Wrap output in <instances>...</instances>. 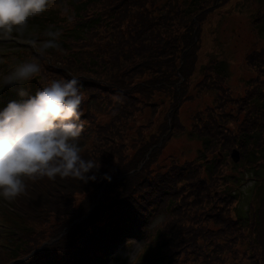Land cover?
<instances>
[{
    "label": "rangeland",
    "instance_id": "obj_1",
    "mask_svg": "<svg viewBox=\"0 0 264 264\" xmlns=\"http://www.w3.org/2000/svg\"><path fill=\"white\" fill-rule=\"evenodd\" d=\"M90 1L83 4L82 19L105 17L111 8L110 22L119 29L130 23L118 19H143L147 26L139 29L133 42L124 33L119 38L120 33H107L100 23L91 24L85 40L72 44L66 35L76 33L74 22L79 21L73 6L86 0H53L46 12L52 14L48 13L49 25L59 33L57 43L61 45L43 54L50 68L40 73L47 82L71 76L85 80L81 83L83 127L78 143L85 159L99 161L97 171L108 176L113 172L109 163L122 161L112 144L122 145L127 155L124 163L144 141L151 139L160 145L145 170L150 180L137 174L125 184L131 214L137 222H146L144 234L121 240L112 251L94 256L103 259L101 264H140L149 258L154 236L172 235L174 245L167 248L174 264H214L213 259L223 252L228 253V264H264V242H250L255 226L263 229L264 236V0H205L194 8L191 0H133L134 5L130 0ZM64 8L67 11L61 15ZM154 11L156 23L152 22ZM38 29L28 21L15 40L33 46L30 36L40 37L34 33ZM77 48L75 56L80 61L75 63L72 49ZM9 73L0 67V78ZM19 87H4L0 101L10 92L20 97ZM233 150L239 153L236 163L230 158ZM199 151L200 157L194 160ZM197 162L200 185L181 180L178 170L197 167ZM165 170L176 175L167 185L166 176L161 177ZM251 172L253 183L244 185ZM55 180L67 189L63 197L53 193V180L43 178L26 181L27 191L16 200H0V212L10 207L30 227L24 235L26 249L37 244L39 227L58 228L60 218L42 213L49 206L48 199L74 206L90 201L91 194L76 179ZM237 184L244 186L238 190L236 203L229 205L227 197L223 202L214 197L215 191L231 195ZM198 189L210 195L205 194L204 201L193 200ZM235 206L236 215L244 219L239 234L229 218V209ZM152 207L157 209L152 211ZM20 222L15 220V230L24 234ZM2 223L0 219V234L6 230ZM170 228L171 232L166 230ZM80 237L81 241L60 244L57 253L72 251L78 244L90 256L94 241L87 245L90 236L82 233ZM229 238H235L234 243L222 242ZM0 243L6 240L0 238ZM3 248L0 262L5 258Z\"/></svg>",
    "mask_w": 264,
    "mask_h": 264
},
{
    "label": "trees",
    "instance_id": "obj_2",
    "mask_svg": "<svg viewBox=\"0 0 264 264\" xmlns=\"http://www.w3.org/2000/svg\"><path fill=\"white\" fill-rule=\"evenodd\" d=\"M199 1L201 2V4L207 2L205 0H191V4L193 8L199 4ZM88 2H92V1L86 0L85 3L82 4L76 3L75 4L76 7L73 6V8H77L75 14H76V18H78L79 21L74 22L75 26L73 30L76 31V33L73 34L72 32L68 31L66 35L68 39H70L68 35L71 36L72 44H74V42H81L85 40V36L89 30L88 26H90L91 24L95 25L97 23H100V25L104 27L105 32L107 33L111 32L112 34L120 33L119 38H121V36H124L125 34V36L129 39H132L133 42L139 35L140 32L139 29L146 28L147 26V24L145 23V21H143V19L135 20L134 22L127 21L126 19H118L119 23L120 22L130 23V25L124 26V30H121L116 26V24H112L110 22V20L112 19V11H113L111 10V8H109V12L105 17L95 15L94 18L89 17L86 20L82 19L81 13L86 11V8L83 4H88ZM129 4L134 5L133 0H130ZM48 13L50 12H46L45 14L43 13L44 15L38 16L40 19L35 17L29 20L32 26H36L37 28H39L34 33L40 34V37L37 38L40 40V42L48 39L47 36L48 32H56L55 30H53V27L49 25V21L52 20L51 18L52 14L50 13L51 15H49ZM155 13L156 11L152 13L153 23L157 22V19L155 18ZM103 18H106V20H103ZM92 25L90 28H92ZM24 32L27 33L28 31L24 29ZM13 33L12 35L15 36L20 35L19 31H14ZM57 44L58 47H60L61 44L59 43ZM2 46L8 47L9 49H12L14 47L12 44H4ZM79 50H80L79 48L72 49V55L74 56L72 58V61L75 63L77 61H80L79 58L75 56ZM12 51L15 52L16 54H22L18 51V49L15 48L12 49ZM68 51H70V49H68ZM38 54H40V52L39 53L32 52V54L28 55V57L34 59ZM90 55L91 53L88 52L87 53V57L89 59L88 61H90V57H89ZM184 56L182 55V58H185ZM38 61H42V60L40 59ZM220 64L221 63H219V65ZM77 66H81L80 63H78ZM176 70L177 73H180L179 69ZM219 70L221 71L224 69L219 68ZM89 77L90 76H88V78ZM71 78L73 77L71 76ZM66 79H70V78L66 77ZM42 81L43 79L37 81V83L41 84ZM80 81H81L80 83L85 82V80L84 81L80 80ZM33 91L34 93H32ZM35 93H36L35 89H31V91L28 92V94L30 95H34ZM20 99L21 97H16L14 96L13 93L10 92L7 94L3 102L5 101L4 103H6V101L8 102L10 100H20ZM168 119L171 120L170 117H168ZM209 138L211 137L209 136ZM205 144L206 143H204V145ZM135 146L136 144L134 145L133 148H135ZM140 146L142 147L137 149L136 154L128 162L124 163V160L127 155L122 153L121 151V149L123 148L122 145L117 143L112 144L113 149L116 150V153L120 158H122V161L120 162L111 161L109 163L110 168L113 170V172H111L110 175L107 176V174L94 170V172L89 173V175H95V180H89L88 182L85 183L76 179L78 183L84 186L87 189L88 193L91 194L89 196L90 201L86 205L81 206L79 203L78 205L74 206L73 203H65L63 200H58L55 198L48 199L49 206L44 208L42 210V213L45 217L52 216L54 218H60L58 228L51 231V230H47L44 226L39 227L35 232V238L37 240V244L33 246V248L37 247L38 245H42L43 250L39 251L37 254L34 255L33 259L35 260H31L29 262L23 261L17 264H75V262L79 258L81 259V262L85 261V264H95V262L94 261L92 262V260L98 262L99 260L97 259H100L101 257L94 255L98 253H103L104 251L106 252L110 246H114V244L118 239L125 240L130 237L131 238H135L139 236L141 237V235L144 234L142 230H144L145 228V226L142 225L146 224V222H144L143 224L142 222H137L135 216L131 214L132 209L130 206L129 198L127 196V190H126L127 185L125 187V184L129 180H132L134 176H137V174L143 175V177L146 180H150L148 178L150 176L146 174L145 170L148 169L147 168L148 165L153 162V156H155V153L158 151L160 145L158 144V142H155L153 140L151 141V139H149L148 141H144ZM200 153H201L200 151L197 153V156L194 158V160L200 157ZM187 163H189V161L186 162V164ZM193 166L194 165L189 166L188 170L186 171L179 169L178 171L181 174L180 179L193 180V184L195 183L197 185H200L196 180L201 174L198 171H196V169L200 166V163L197 162V167H193ZM163 176H166V180H167L166 185H167L169 180H171L176 175L170 173V170H165V172L161 177ZM70 178L66 177L63 178V180H67ZM52 185H53L54 194L61 197L65 195L67 189L63 184H61L57 180H53ZM242 186L243 185L240 186L237 184V189H235L234 192H231V195L229 193H226L225 191L222 192L215 191L214 197L218 199L220 202L225 201V198L227 197L228 198L227 203L229 205L232 201L236 203L237 196H239L238 190L241 189ZM99 191L101 192L99 193ZM205 194L210 195L209 191L202 189L195 190V192L192 195L193 200L204 201ZM155 207L151 208L152 211L157 209ZM229 210L231 211V214H229L230 221L233 227L236 229V232L239 234L242 229V226L244 225V219L236 215L237 214L236 206L235 208ZM11 215L13 216V218L11 217L13 221H15L16 219L19 221L24 220V216L22 214H19L15 210L11 212ZM127 215H130V217H128ZM23 222L24 221H21L20 225ZM29 228H30L29 226L23 223V229H26L25 231H23L24 234ZM257 229L258 232H256ZM166 230L170 232L172 231L171 228ZM82 233H85L88 236H90L89 240L87 241V245L92 244L94 241V245H93L94 249L93 252H90V256L88 255V250L84 248L83 245H78V244L72 249V251L71 250L67 251L62 255H59L57 253L60 244L67 245L68 242L71 240L80 239L81 241L80 236ZM221 233H223V231H221ZM252 234H253V239L250 242L255 243L254 242L255 239H260L261 241L264 242V236L262 237L263 229L261 227L259 228H257L256 226L253 227ZM154 238L155 239H152L154 243L151 246L153 249L150 250V254H149L150 255L149 258L153 260L152 264H174L175 261L172 257L173 253L170 251L169 248H167V245H171V246L174 245V237L172 235H165V238L164 236L160 238L158 236H154ZM234 240L235 238H229L222 242L224 244L227 242L234 243ZM11 241L14 242L12 246H16L17 252H19L20 250L19 248H23L25 243L24 240L20 238H11ZM221 246L222 243L219 246L220 251H221ZM226 254L228 253L223 252L221 256L214 258L213 259L214 264H228L227 257L225 256ZM21 255L22 254L10 252V251L5 252V260L0 264H6L10 260L20 259ZM38 258L41 259L39 260Z\"/></svg>",
    "mask_w": 264,
    "mask_h": 264
},
{
    "label": "clouds",
    "instance_id": "obj_3",
    "mask_svg": "<svg viewBox=\"0 0 264 264\" xmlns=\"http://www.w3.org/2000/svg\"><path fill=\"white\" fill-rule=\"evenodd\" d=\"M53 0H0V39L10 38L32 18L41 16ZM67 8L61 10V15ZM71 19V17H69ZM39 42L41 55L58 48L59 33L48 32ZM35 47L37 42H31ZM41 72L37 59L20 63L0 78V90L20 86V100H10L0 109V200L14 201L27 191L29 180L72 177L81 182L95 180L89 175L99 161L85 159L78 143L81 121L82 85L76 78L52 80L34 95L24 86ZM24 97H27L26 99Z\"/></svg>",
    "mask_w": 264,
    "mask_h": 264
},
{
    "label": "water",
    "instance_id": "obj_4",
    "mask_svg": "<svg viewBox=\"0 0 264 264\" xmlns=\"http://www.w3.org/2000/svg\"><path fill=\"white\" fill-rule=\"evenodd\" d=\"M231 159L234 161V162H237V160H238V153L235 151V150H233L232 152H231Z\"/></svg>",
    "mask_w": 264,
    "mask_h": 264
}]
</instances>
